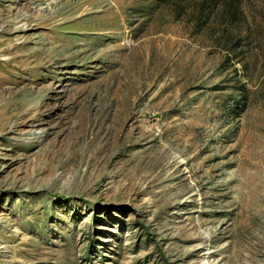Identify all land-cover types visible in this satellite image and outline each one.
I'll return each instance as SVG.
<instances>
[{
	"label": "rangeland",
	"instance_id": "obj_1",
	"mask_svg": "<svg viewBox=\"0 0 264 264\" xmlns=\"http://www.w3.org/2000/svg\"><path fill=\"white\" fill-rule=\"evenodd\" d=\"M0 264H264V0H0Z\"/></svg>",
	"mask_w": 264,
	"mask_h": 264
},
{
	"label": "trees",
	"instance_id": "obj_2",
	"mask_svg": "<svg viewBox=\"0 0 264 264\" xmlns=\"http://www.w3.org/2000/svg\"><path fill=\"white\" fill-rule=\"evenodd\" d=\"M170 1H175V0H170Z\"/></svg>",
	"mask_w": 264,
	"mask_h": 264
}]
</instances>
